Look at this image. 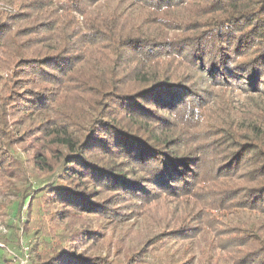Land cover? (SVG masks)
I'll list each match as a JSON object with an SVG mask.
<instances>
[{
  "label": "trees",
  "instance_id": "1",
  "mask_svg": "<svg viewBox=\"0 0 264 264\" xmlns=\"http://www.w3.org/2000/svg\"><path fill=\"white\" fill-rule=\"evenodd\" d=\"M8 1L0 223L16 203L29 240L0 264H111L129 216L141 245L181 243L172 264H264V0Z\"/></svg>",
  "mask_w": 264,
  "mask_h": 264
},
{
  "label": "rangeland",
  "instance_id": "2",
  "mask_svg": "<svg viewBox=\"0 0 264 264\" xmlns=\"http://www.w3.org/2000/svg\"><path fill=\"white\" fill-rule=\"evenodd\" d=\"M17 6L14 5V3H11L8 0H0V12H4L6 14H14L16 13ZM77 21H81L80 17H76ZM67 23H69V20H66ZM30 142V140H28ZM17 154V151H15ZM28 178L27 183L30 184V187L35 188L39 184H41L40 178L37 176V172L35 171V168H28ZM0 181L1 177H0ZM1 185V184H0ZM4 185L5 182H4ZM28 202V201H27ZM25 203V205L22 208V211L20 213V216L22 217V220L26 217L25 211L28 203ZM16 207V203L11 207L10 213L6 219V225H3L0 223V235L2 237H7L9 242H11L7 246L9 249L16 248L15 246V239L22 241L23 243L28 242L29 239H27L25 236H23L22 233H16L14 232V223H16L14 219V213ZM34 212H36V215L34 216L36 226H40V232H37V236L44 238V240H47V238L51 237L56 231V226L53 225L47 216H41L37 213V206L34 207ZM142 216H139L137 219H133L130 216L124 223H111L106 227L107 236L103 240L102 246H97L103 255L108 256L109 261L111 264H123L126 260H129L131 256H135L134 259L137 261L136 264H172V262H176L180 259V254L178 253V249L180 248V242H175L174 240H168L165 239L162 242H158L157 248H153L152 242H145L143 244L151 245L150 248L147 249L146 254L143 252L142 256L140 257L141 245L140 240L143 237V224H140L142 219ZM147 223H149L147 221ZM18 227V226H17ZM151 228V227H150ZM16 236V237H15ZM0 244H4L1 242ZM157 242V240H155ZM141 245V246H140ZM5 249H1V252H4ZM46 253H49L51 249H45ZM19 255L18 252H15ZM172 254H177L175 258H170ZM180 255V256H179ZM194 259V258H193ZM191 260V262L193 261ZM184 260V259H183ZM182 260V261H183ZM190 262V263H191ZM27 264V261L26 263ZM28 264H31L28 260ZM33 264V263H32Z\"/></svg>",
  "mask_w": 264,
  "mask_h": 264
},
{
  "label": "built area",
  "instance_id": "3",
  "mask_svg": "<svg viewBox=\"0 0 264 264\" xmlns=\"http://www.w3.org/2000/svg\"><path fill=\"white\" fill-rule=\"evenodd\" d=\"M1 249H5L4 251L7 252L9 255L16 256L9 248H7L4 244H0ZM26 260L25 259H19V264H25Z\"/></svg>",
  "mask_w": 264,
  "mask_h": 264
}]
</instances>
